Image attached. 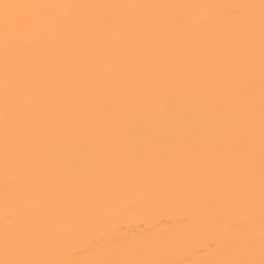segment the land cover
<instances>
[{
  "label": "bare ground",
  "instance_id": "1",
  "mask_svg": "<svg viewBox=\"0 0 264 264\" xmlns=\"http://www.w3.org/2000/svg\"><path fill=\"white\" fill-rule=\"evenodd\" d=\"M0 264H264V0H0Z\"/></svg>",
  "mask_w": 264,
  "mask_h": 264
}]
</instances>
